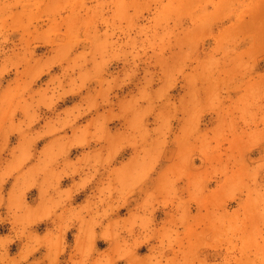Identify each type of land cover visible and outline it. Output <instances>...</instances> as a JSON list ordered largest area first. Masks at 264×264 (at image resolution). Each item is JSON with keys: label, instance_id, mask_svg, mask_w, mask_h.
Here are the masks:
<instances>
[{"label": "rangeland", "instance_id": "rangeland-1", "mask_svg": "<svg viewBox=\"0 0 264 264\" xmlns=\"http://www.w3.org/2000/svg\"><path fill=\"white\" fill-rule=\"evenodd\" d=\"M0 264H264V0H0Z\"/></svg>", "mask_w": 264, "mask_h": 264}, {"label": "crops", "instance_id": "crops-1", "mask_svg": "<svg viewBox=\"0 0 264 264\" xmlns=\"http://www.w3.org/2000/svg\"><path fill=\"white\" fill-rule=\"evenodd\" d=\"M77 236H79V234H78ZM77 236H76V237H77ZM76 241H77V238H76Z\"/></svg>", "mask_w": 264, "mask_h": 264}]
</instances>
